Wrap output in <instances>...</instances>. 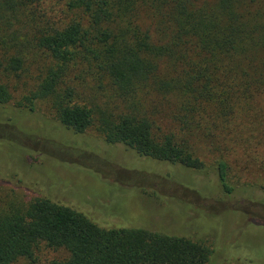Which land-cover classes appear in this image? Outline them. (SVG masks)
I'll list each match as a JSON object with an SVG mask.
<instances>
[{
    "label": "trees",
    "instance_id": "trees-1",
    "mask_svg": "<svg viewBox=\"0 0 264 264\" xmlns=\"http://www.w3.org/2000/svg\"><path fill=\"white\" fill-rule=\"evenodd\" d=\"M32 70L16 111L45 103L76 135L201 172L199 149L264 97V0H0V109ZM215 170L230 195L226 164ZM41 245L67 255L51 264H214L202 242L104 230L45 198L5 196L0 264L34 263Z\"/></svg>",
    "mask_w": 264,
    "mask_h": 264
},
{
    "label": "rangeland",
    "instance_id": "rangeland-1",
    "mask_svg": "<svg viewBox=\"0 0 264 264\" xmlns=\"http://www.w3.org/2000/svg\"><path fill=\"white\" fill-rule=\"evenodd\" d=\"M37 74L28 72L0 109V206L5 196L45 198L104 230H145L205 243L214 264H264V97L239 115L224 140L199 149L204 169L194 172L109 146L94 130L76 135L45 103L37 102L33 112L16 111L34 90ZM7 126L10 132L3 134ZM219 160L227 166L230 195L217 181ZM66 256L41 245L34 263L16 264H51Z\"/></svg>",
    "mask_w": 264,
    "mask_h": 264
}]
</instances>
